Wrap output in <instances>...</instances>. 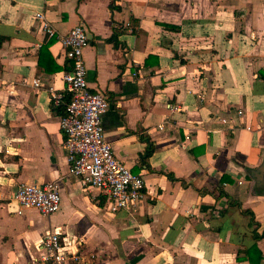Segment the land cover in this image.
<instances>
[{"label":"crops","instance_id":"0c3cea01","mask_svg":"<svg viewBox=\"0 0 264 264\" xmlns=\"http://www.w3.org/2000/svg\"><path fill=\"white\" fill-rule=\"evenodd\" d=\"M40 13L87 29L107 140L146 182L131 210L69 174L51 92L71 63ZM0 36V264H46L52 233L68 264H264V0H0ZM52 182L59 212L17 213L19 185Z\"/></svg>","mask_w":264,"mask_h":264},{"label":"built area","instance_id":"2783aa9c","mask_svg":"<svg viewBox=\"0 0 264 264\" xmlns=\"http://www.w3.org/2000/svg\"><path fill=\"white\" fill-rule=\"evenodd\" d=\"M41 30L48 40H57L64 48L71 63V70L64 74L65 91L52 90V107L64 110L60 129L65 135L69 174L79 179L86 189H97L107 198L110 213L131 210L146 196V182L119 161L112 144L107 140L103 124L104 114L111 108L109 97L101 91H91L85 51L90 37L84 25L74 27L64 34L57 31L44 14H37ZM34 86L40 87L39 81ZM172 112L177 107H170ZM162 126H160V129ZM14 199L20 209H35L49 217L61 209L62 196L57 183L21 184ZM59 233L47 235L41 244L42 261L46 264H68L72 254Z\"/></svg>","mask_w":264,"mask_h":264},{"label":"trees","instance_id":"16d2710c","mask_svg":"<svg viewBox=\"0 0 264 264\" xmlns=\"http://www.w3.org/2000/svg\"><path fill=\"white\" fill-rule=\"evenodd\" d=\"M116 37H117L116 35H113V36L109 39V41H110V42H116V40H117ZM5 39H6V38L0 36V48L2 47L3 43L5 42ZM57 112H59L61 115L64 114V110L61 109V108L57 109ZM151 150H152V149H150V151H151Z\"/></svg>","mask_w":264,"mask_h":264},{"label":"water","instance_id":"95a60500","mask_svg":"<svg viewBox=\"0 0 264 264\" xmlns=\"http://www.w3.org/2000/svg\"><path fill=\"white\" fill-rule=\"evenodd\" d=\"M264 175V164L262 165L261 168H259L257 171H255V178L258 182H262Z\"/></svg>","mask_w":264,"mask_h":264}]
</instances>
